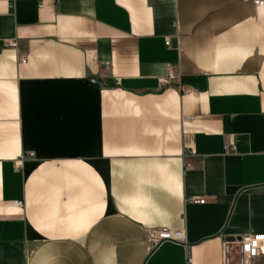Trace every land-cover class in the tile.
Here are the masks:
<instances>
[{"label":"crops","instance_id":"0c3cea01","mask_svg":"<svg viewBox=\"0 0 264 264\" xmlns=\"http://www.w3.org/2000/svg\"><path fill=\"white\" fill-rule=\"evenodd\" d=\"M261 1L0 0V264H221L264 233Z\"/></svg>","mask_w":264,"mask_h":264},{"label":"built area","instance_id":"2783aa9c","mask_svg":"<svg viewBox=\"0 0 264 264\" xmlns=\"http://www.w3.org/2000/svg\"><path fill=\"white\" fill-rule=\"evenodd\" d=\"M253 2L256 7H260L263 4L261 0H253ZM16 46V42L9 43V47L11 48H16ZM19 61L22 64L26 62L25 58H20ZM178 82L179 78L173 74L164 81L167 84ZM234 150L235 148L230 140L223 143V152L225 154L232 153ZM20 166L21 162L17 163L16 170ZM197 202L204 204L205 201L199 200ZM17 205L21 206L20 203ZM184 238V233L181 231L173 232L163 229L147 232V242L150 249H155L164 242L183 243ZM261 256H264V233L252 234L240 237L231 242H224L221 249V264H251Z\"/></svg>","mask_w":264,"mask_h":264}]
</instances>
